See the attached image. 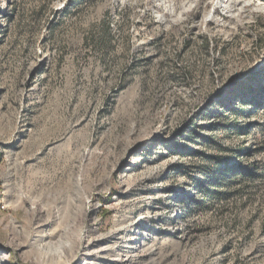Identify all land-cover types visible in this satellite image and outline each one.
<instances>
[{"label": "rangeland", "instance_id": "1", "mask_svg": "<svg viewBox=\"0 0 264 264\" xmlns=\"http://www.w3.org/2000/svg\"><path fill=\"white\" fill-rule=\"evenodd\" d=\"M0 0V264H264V0Z\"/></svg>", "mask_w": 264, "mask_h": 264}, {"label": "bare ground", "instance_id": "2", "mask_svg": "<svg viewBox=\"0 0 264 264\" xmlns=\"http://www.w3.org/2000/svg\"><path fill=\"white\" fill-rule=\"evenodd\" d=\"M234 1L233 0H218V4L220 6H225L226 8H228L229 10H231L234 7Z\"/></svg>", "mask_w": 264, "mask_h": 264}]
</instances>
